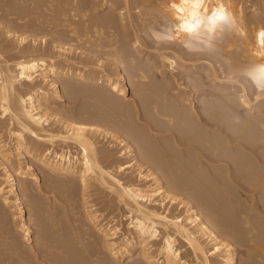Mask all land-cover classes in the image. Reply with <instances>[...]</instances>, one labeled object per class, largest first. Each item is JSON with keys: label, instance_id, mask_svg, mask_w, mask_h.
Listing matches in <instances>:
<instances>
[{"label": "bare ground", "instance_id": "1", "mask_svg": "<svg viewBox=\"0 0 264 264\" xmlns=\"http://www.w3.org/2000/svg\"><path fill=\"white\" fill-rule=\"evenodd\" d=\"M130 1L0 0V20L7 23L0 30L4 31L6 38L16 39V43L13 40L14 45H4L0 35V118L4 119L1 123L6 124V131L14 141L9 146L3 140L4 135L1 138L0 134V158L4 161L3 182L0 183V218L5 214V206L15 208L18 221L13 225L18 222L19 229L16 231L21 233L17 238L23 244L16 242L12 247L25 248L27 252L24 255L28 253L31 256L32 263L29 258L30 263L24 261V264H129L124 259L132 255H136L132 264H193L186 259L188 255L184 256L187 250L196 264H236L239 255L235 245H246L262 252L264 221L258 219L264 218V206L262 212L257 210L255 217V213L249 214V207L238 199L241 198L240 193L246 198H264V151L263 154H259L262 151L257 152L260 145L264 149V81L261 80L264 75L259 78L262 83L255 84L258 81L256 78L261 77L257 75L264 72V34L261 36L256 30L259 26L253 23L262 15L259 18V14L251 13L254 19L251 25L255 24V28L249 24V19L246 22L242 4L230 6L236 0H163L161 3L157 0L162 11L161 7H154L158 11L147 9L145 12H142L144 7L149 5L144 3L153 0L141 1L145 5H140L143 10L139 4L135 6L136 2L132 4L133 0ZM151 4L155 5V2ZM261 6L263 8V3H260ZM99 8L108 9L109 14L100 20H92L91 12L99 11ZM255 8L254 4L252 9L255 11ZM160 15L166 18L161 23L169 29L182 31L184 26L185 30L190 28V34L180 47L174 46L165 33L157 39L154 35L150 36L155 44L168 41L157 47L156 55L164 68L157 71L161 83L154 85L148 80L150 75L145 66L135 62L132 52H143L141 33L149 30V23L159 22L157 18ZM78 21L83 28L79 27ZM138 21L141 22V29ZM92 24L93 31L89 30ZM248 24L251 33L246 28ZM42 25L46 28H41ZM117 25L121 31L115 28ZM37 27V33L44 29L43 32L51 31L57 37L50 40V44L44 42L43 48L38 45L37 39L28 46V38L23 36L25 32L21 34L20 31L21 35H18L15 30L22 28L33 32ZM59 27H63L61 32ZM62 32L68 38L73 35L75 42L89 46L101 57L113 60L112 66L116 63L120 68L132 71V80L139 82L136 88L149 92L142 102L133 103L140 119L146 122L145 130L149 136L141 135L125 123V137L121 136L125 138V157L132 158L124 163L125 166L117 164L110 171L109 166L104 164L110 155L102 154L105 149L98 151L99 130L84 123L89 119L62 115L56 111V116L62 117L55 119V126L46 117L49 111L55 112V105L66 103L67 96L74 99L84 93L116 107L120 105L121 95L127 94V80L122 69L116 71V77H112L114 68L108 64L98 65L100 60L96 63L85 56L86 59L76 63L72 54L67 56V48L58 46ZM184 34L187 35L186 31ZM120 36L125 42L119 39ZM122 42L128 43L133 51L124 48ZM170 50L173 52L169 53ZM203 50L211 54H204ZM11 51L20 54L13 63L10 59L16 54L9 59L4 57V53ZM245 53L248 60L244 58ZM147 59L152 60L149 56ZM76 64L79 66L76 67ZM152 67L159 68L154 60ZM174 70H178V74ZM258 71L261 72L257 74ZM254 72L256 77L252 76ZM24 83L30 85L29 91H22ZM45 87H49L50 92ZM202 97L210 99L203 100ZM49 125L55 127L50 129ZM156 132L166 134L157 135ZM165 135L169 142L164 139ZM28 137L32 141H28ZM159 138L163 141L156 142ZM128 139L137 142L138 146L134 148L133 143L127 142ZM60 142L65 144L63 148L72 145L80 148L81 156L71 158L72 155L67 152H58L55 147ZM44 143L48 145L46 150L42 146ZM28 156L33 162L28 160ZM13 157L17 158L16 162L26 163V167L22 165L26 169L13 166L10 163ZM33 163H38L50 174L76 179L70 183L81 186L86 200L83 201L87 209L85 220L95 224L98 237L88 234L85 229L84 232L81 229L82 233L75 230L71 235L57 234L55 229L47 227L42 229L41 235L34 232V219L29 214L41 217L46 212L39 199L33 197V187L23 184L24 188H19L22 178L37 180ZM212 163H217L220 173L208 170ZM131 167H137L134 177L131 175L133 172H127ZM142 180L146 181L148 188L137 187L136 181ZM143 183L140 185L143 186ZM189 185L194 186L199 199L205 203L209 217H204L190 201L178 200L175 192L184 194L185 198H194L186 189ZM214 185L219 188H214ZM90 186L101 187L103 193L112 195L114 198L110 201L115 200L118 205L115 210L123 211L122 218L129 219V230L122 232L119 241L114 242L120 232L118 225L112 227L109 223V227L101 224L104 222L101 221V210L98 211L96 204L92 205L90 199H86L90 196L87 195ZM206 187L208 190L205 191ZM177 201L178 207L166 205ZM28 204L31 205L29 211ZM178 208H185L186 213L178 214ZM216 214L219 219L214 217ZM56 218L55 215L48 216L47 220L52 223ZM217 223L219 229L214 225ZM181 242L187 248L180 246ZM27 244L30 245L28 249L25 247ZM156 245L160 246L156 249ZM210 245L212 249H209ZM20 247L16 249L18 253L21 252ZM213 256L215 259L211 258Z\"/></svg>", "mask_w": 264, "mask_h": 264}, {"label": "rangeland", "instance_id": "2", "mask_svg": "<svg viewBox=\"0 0 264 264\" xmlns=\"http://www.w3.org/2000/svg\"><path fill=\"white\" fill-rule=\"evenodd\" d=\"M61 1H63V0H61ZM85 1H87V0H85ZM132 1V0H131ZM130 1V2H131ZM141 1H143V0H133L131 3L133 4V3H135L134 5L136 6V4H139V6L141 5L142 7L143 6H145V5H151V6H153V7H151V8H149V6H148V8L147 7H144L145 9L143 10V8L140 6L139 8H142L141 10H143L142 12H145V11H147V9L148 10H157V8L159 7H161L160 9H161V11H162V6L161 5H159V3H161V1H163V0H158L159 1V3L157 2V0L155 1V0H153L154 2H155V5H158V6H155L154 4L152 5L151 3H154L153 1H151V0H144V2H150L151 1V3H144L143 5L141 4V3H143V2H141ZM234 1V0H233ZM237 1V0H236ZM236 1H234V3H231V5L230 6H232V7H236V5H238L239 3L240 4H242V7L244 8V17L246 18V22L248 23V19L251 21H249L250 23V25H251V23H252V20H254L251 16H252V14L255 12V14H259L258 15V17L260 18V16H261V18L260 19H258V21L256 20H254V22L253 23H255L257 26H259L258 28L259 29H257L256 27H255V24L254 25H251L252 27H255L256 28V30L259 32V34L261 35V36H263V34H264V30H262V29H264V18H262V17H264V13H262V12H264L263 10V8H264V0H238L237 2ZM239 1H241V2H239ZM244 1V2H243ZM259 1V2H258ZM262 1V2H261ZM89 2V1H88ZM139 2V3H138ZM141 2V3H140ZM230 2H232L231 0H230ZM245 3L244 5H243V3ZM250 2V3H249ZM158 3V4H157ZM238 3V4H237ZM252 3V4H251ZM257 3H259V4H257ZM260 3H261V5H262V3H263V8H262V6L260 7ZM256 5V7L257 8H255V11L252 9V6L253 5ZM133 5V6H134ZM233 5H235V6H233ZM154 7H157V8H154ZM231 7V8H232ZM139 8H138V10H139ZM158 8V9H159ZM246 8V9H245ZM260 10H259V9ZM100 9V8H99ZM98 10V9H97ZM95 11L94 10V13L93 12H91V19L92 20H100V19H102V18H104L107 14H109L108 12H109V10L108 9H100L99 11ZM257 10V11H256ZM11 11H13L12 9H11ZM135 12L137 11V10H134ZM158 11V10H157ZM157 11H155L156 13H157ZM252 11V12H251ZM137 13V12H136ZM164 13V12H163ZM252 13V14H251ZM251 14V15H250ZM227 14H226V12H225V16H226ZM224 16V17H225ZM56 18V17H55ZM226 18H228V16H226ZM252 18V19H251ZM157 20L159 21V22H154L153 24L152 23H149L148 24V29L149 30H147L146 32L145 31H142V33H141V37H142V44L141 45H143V47H141L142 49H143V52L141 53V54H138V53H136V52H134L133 50H132V48H131V46L129 47V44L128 43H123V42H125L124 40H122L121 39V36L119 37V39H121V41H123L122 42V44H124V48H126V49H131L130 51H133L132 52V54L135 56V62L137 63V64H139V65H142V66H145V68H146V70L148 71V73H149V81H150V83L152 82L154 85H156V84H160L161 83V80H160V78H159V74H158V72L157 71H159L160 69H163L164 67H161L160 65V62H159V58H158V56L156 55V53L158 52V48L157 47H159L162 43H165V42H167L168 43V41H167V39L165 40V42H162V41H159L160 42V44H155V42L154 43H152L153 42V40L150 38V36H153L154 35V38H155V36H156V39H157V37L158 36H161L163 33H165V34H167L169 37V39L168 40H170V42L174 45V46H177V47H180V46H182V45H184L185 43H186V39H189V34H190V28H187L186 30L184 29V26L183 25H181V26H183V30L182 31H173V29L171 28V29H169V27H167L166 25H164V24H162V23H164L165 21H166V18H164L162 15H160L158 18H157ZM223 20V19H222ZM77 21V20H76ZM163 21V22H162ZM223 21H225L226 22V20H223ZM262 23H260V22ZM263 21V22H262ZM59 22H60V20H59ZM140 21H138V23H139ZM162 22V23H161ZM245 22V23H246ZM2 23V24H1ZM11 24H12V22H10ZM77 23V22H76ZM246 23V24H247ZM258 23V24H257ZM0 28L3 26V27H5L6 25H7V23H6V21H4L3 22V20H0ZM77 24H79V27H82L83 28V25L81 24V22L80 21H78V23ZM248 24V27H246L248 30L251 28V27H249L250 25ZM13 25H16V24H13ZM90 25V24H89ZM88 25V26H89ZM139 25H140V29L142 28L141 27V22L139 23ZM45 26V25H44ZM87 26V27H88ZM92 26V27H91ZM91 26H89L88 28H89V30H92L93 29V24L91 25ZM2 27V28H3ZM15 27V26H14ZM115 27V26H114ZM118 27V29H119V31H121L120 30V26L119 25H117L115 28H117ZM120 27V28H119ZM261 27H263L262 29H260ZM41 28H46V26L45 27H43V25H42V27ZM63 28V27H62ZM61 27H59L58 29L60 30V29H62ZM137 28H139V26L137 27ZM19 29V28H18ZM17 28H15V30L16 31H18L17 33H18V35H21V34H23V31L25 32V34H23V36H27V38H28V40L26 41L28 44V46L30 45H32V43L33 42H35L34 41V39H37V43H38V45L39 46H41L42 48H43V46H45V43H47V44H50L51 42H50V40H52V39H54V37L56 36L57 37V35L56 34H52V32H51V34H50V32H48V31H46L47 33H45V32H43V30L44 29H40V30H42V32L40 31V32H38L37 33V30L39 31V28L37 27V28H34L33 29V32H32V30H30V28L28 29V30H30V31H27V29H22V28H20L21 30H18ZM35 29H37V30H35ZM123 29V28H122ZM26 30V31H25ZM45 30H47V29H45ZM108 29L106 28V31H107ZM116 30V29H115ZM261 30H262V34H261ZM2 31V29L0 30V32ZM20 31H22V33L20 32ZM34 31H36V32H34ZM93 31V30H92ZM118 31V30H117ZM118 31V32H119ZM164 31H167V32H164ZM185 31H186V33H187V35L186 34H184L185 33ZM59 32H61V30L59 31ZM108 32V31H107ZM249 32H250V30H249ZM3 33H4V31H2L1 33H0V35L2 36H0L1 37V39H3V44L4 45H11V43H13V40L15 41V43H16V39L15 38H13V37H5V35L3 36ZM16 33V34H17ZM21 33V34H20ZM42 33V34H41ZM49 33V34H48ZM65 32H62V34H61V36H59V37H61V40H60V42L61 43H58V46H63V47H65V48H67L68 50H69V52L68 53H66L67 54V56H69L70 57V55L72 54L73 55V57H74V59H72L73 61H76V63L78 62H81L82 61V59H84L85 58V56H87L88 57V59H92L93 61H95L96 63H98V65H101V64H103V65H106L107 66V64L108 65H110V67L111 68H114V71H113V74L114 75H112V77H116V71H118V70H120V69H122V67L120 68V66H118V65H116V63L112 66V64H113V60H111V59H108V58H104V57H101L100 56V54H99V52H92L91 51V48L89 47V46H86L85 44L83 45V43H81V44H79L80 42H75L76 41V39L75 38H73V35H70V39L68 38V35H67V37H65L66 36V33H65V35H63ZM120 33V32H119ZM172 33H174V34H172ZM251 33V32H250ZM249 33V35H251ZM234 33H232V35H233ZM64 36V37H63ZM233 36H239V35H236V34H234ZM252 36V35H251ZM35 37V38H34ZM37 37V38H36ZM39 37V38H38ZM264 37V36H263ZM262 37V38H263ZM30 38V39H29ZM63 38L65 39V40H63ZM75 41H74V40ZM264 39V38H263ZM127 40V39H126ZM69 41H71V42H69ZM72 41L74 42V43H72ZM103 41H105V39L103 40ZM164 41V40H163ZM42 42V43H41ZM45 42V43H44ZM169 42V43H170ZM10 43V44H9ZM15 43H13L12 45H14ZM106 43V42H105ZM42 44H43V46H42ZM121 44V45H122ZM128 44V45H127ZM4 45H2L1 47L2 48H4L5 49V46ZM156 46V48H157V50H156V48H154L153 49V47H155ZM86 46V47H85ZM123 46V45H122ZM128 48H127V47ZM151 46H153V47H151ZM90 48V50H89V48ZM28 48V47H27ZM88 48V49H87ZM244 49V48H243ZM157 51V52H156ZM169 53H172L173 51H168ZM203 53L204 54H211V52H207V51H205V50H203ZM236 52H234L233 54H235ZM13 54H16V57H15V55H13ZM40 54V53H39ZM239 54V53H238ZM241 54V53H240ZM239 54V55H240ZM14 56V58H12L13 56ZM71 55V56H72ZM244 55H246L244 58H245V60H248V58H247V56H248V54H244ZM244 55H242V57L244 56ZM11 56V57H10ZM20 57V54H18L17 55V52L16 51H11V52H9V54L8 53H4V57L6 58V59H9V58H12V59H10L11 60V63H13L16 59L15 58H17V57ZM148 56L149 57H151L152 58V60L151 61H148ZM249 56H250V54H249ZM72 57V58H73ZM86 57V58H87ZM92 57V58H91ZM85 58V59H86ZM95 58V59H94ZM97 58V59H96ZM99 58H101V59H99ZM103 58V59H102ZM243 58V59H244ZM247 58V59H246ZM4 59V58H3ZM15 59V60H14ZM98 60H100V61H97ZM156 61V63H157V67H159V68H153L152 67V61ZM77 66H79L78 64H76V67ZM115 66H118V68H116ZM124 66V65H123ZM104 66H102V68H103ZM125 67V66H124ZM123 67V68H124ZM104 69H105V67H104ZM117 69V70H116ZM166 69H169L168 67L166 68ZM123 71H124V74H125V76H126V80H127V82H126V86H127V94L126 95H121V97L119 98V102H120V105H116V107L114 106L113 107V105H109L108 103H107V105L105 104V103H102V101L99 99V100H97L98 98L96 97V98H93V97H90V96H88V95H84V93H83V95H77L74 99L72 98V99H69L70 97L69 96H67L66 98H67V100H66V103L65 102H62L60 105H55V107L53 108V110L55 111L54 113L52 112V111H49L50 113H47L46 114V117L48 118V119H50V123L52 122V123H54L55 124V126H56V121H55V119H57V118H59V117H62V115H65V114H67V115H70V116H74V117H78V118H80V119H89L88 121L89 122H87V121H85L84 123L85 124H87L89 127H92V128H95V129H97V130H99L98 131V134H97V144H96V147H98V148H102L101 150L100 149H98V151H101V152H103V150L105 149L106 151H105V153L103 152L102 154H106V153H109V155H110V157L106 160V162L104 163L105 165H107V167H108V169H110V171L111 170H113L115 167H114V165H117V164H124L126 161H129V158L130 157H125V141H123V139L125 140V138H123V137H125V123L126 124H128V125H130V126H132L134 129H135V131H139L140 133H141V135L144 133V135H146V137L147 136H149V135H147V134H149V132H146L147 131V129L145 130V125L144 124H146V122L144 121V120H142V119H140V117H139V115L136 113V111H135V108L133 107V103L135 102V101H139V102H142L145 98H147L146 96H147V94L149 93V92H146V91H144V90H140L139 88L137 89L136 87L137 86H139V82L138 81H133L132 80V71H130V70H128L127 68H124V69H122ZM174 72L175 73H177L178 74V70H174ZM261 71H258L257 72V74L258 73H260ZM255 74H252V76L254 75V77H256V72H254ZM264 72H262V73H260L259 75H257V76H261V77H257L256 78V80L258 79V81H256L255 82V84H257V82L259 83V84H261L262 83V81H264V77L262 76V75H264L263 74ZM102 75V74H101ZM158 75V76H157ZM251 76V77H252ZM129 77L131 78V79H129ZM263 77V78H262ZM262 80H260V79ZM40 79V77H37V80H39ZM261 82H260V81ZM40 81V80H39ZM151 83V84H152ZM45 86V85H44ZM23 88L24 89H22V91H24V90H30L31 89V87H30V85L29 84H25L24 83V86H23ZM45 89H46V87H45ZM95 90V89H94ZM46 91H49L50 92V88L49 87H47V89H46ZM27 92V91H26ZM198 93H200V92H198ZM203 98V100H205L207 97H202ZM207 99H210V98H207ZM110 106V107H109ZM111 106H112V108H111ZM56 109V110H55ZM56 111H58L59 113H61L62 115H57L56 116ZM80 113H83L82 115L80 114ZM77 115H79V116H77ZM4 121V119H1L0 118V128L2 127H4V129H2V131H1V129H0V134H1V138H3V140L5 139V141H6V143H8L9 144V146H11L13 143H14V141L12 140V138H10V135H8V131H6L7 129H6V124H4V125H2V123L1 122H3ZM4 123V122H3ZM51 123V124H52ZM50 124V125H51ZM53 124V125H54ZM48 126L50 129L51 128H54L55 126ZM157 133V135H164V134H166V133H162V132H156ZM162 133V134H161ZM4 135V136H3ZM3 136V137H2ZM121 136H123V137H121ZM8 137V138H7ZM14 137V136H13ZM163 137H165L164 139L167 141V142H169V139H167V137H166V135L165 136H163ZM162 137V138H163ZM151 138V137H150ZM162 138H159V139H156V142L158 141H160V142H162L163 140H161ZM29 137H28V141H29ZM152 139V138H151ZM31 141H32V139H30ZM34 140V139H33ZM123 142H122V141ZM165 141V142H166ZM10 142V143H9ZM127 142H130V144L131 143H133V141L131 140V141H129V139H128V141ZM154 142V141H153ZM120 143H123V145L122 144H120ZM135 143H137V142H135L134 141V143L132 144V145H134V148H135V146H136V144ZM45 144V143H44ZM44 144L42 145L43 146V148H44V150H46V148H48V145H46L45 144V146H44ZM169 144V143H168ZM40 146H41V144H40ZM39 146V147H40ZM42 146H41V148H42ZM65 146V144L64 143H62V142H60V143H58L57 144V147H55L56 148V150L58 151V152H64V153H66V154H68V155H72L71 156V158L72 157H77V158H79L80 156H81V151H80V148H77L76 146H74V145H72V146H70V148H63ZM138 146V145H137ZM136 146V147H137ZM260 147H262V145H260L258 148H259V151L257 150V152L259 153L260 151H262V153L260 152L259 154H263V151H264V149L262 148H260ZM40 148V149H41ZM43 148H42V150H43ZM102 154H100V156H102ZM28 158V160L30 161V162H33V159H32V157L31 156H28L27 157ZM13 160H12V162H10V163H12L13 164V166L15 165L16 167H21V168H25L26 167V163H20V161L19 162H16L17 161V158H12ZM130 159H132V158H130ZM2 163H4V161L0 158V183H2L3 182V171L4 170H2V167H3V165H2ZM16 163V164H15ZM17 164H19V166L17 165ZM21 164V165H20ZM25 165V167H23L24 165ZM212 164H215V163H212ZM211 164V166H208V170L210 171H212L213 173H220L221 172V170L219 169V167H217V163L215 164V165H212ZM23 165V166H22ZM124 166H125V164H124ZM147 167V166H146ZM33 168L35 169V175L37 176V180L36 179H34V178H29V179H24L23 180V178H22V180H21V184H20V190H22L23 188H24V186L25 185H29V186H31V187H33L34 188V191H33V197L35 196V198H38L39 200V202H40V205H41V207H43L44 208V211L46 212V214H43V216L41 215V217L40 216H36L34 213H31V214H29L31 217H33V226H32V228H33V230H34V232L36 233V234H39V235H41L40 233H41V231H42V229H45L44 227H47V229H50V230H54L55 229V231H57L56 233L57 234H62V235H71V233H73L75 230H83V232H84V229L87 231V233L88 234H92V235H94L95 237H98L99 235L98 234H96V228H95V224H92V223H90V222H88V221H86L85 220V212H86V208H84L85 207V205L83 206V201H86L85 200V198L82 196L83 195V193L81 192L82 191V188H81V186H79L78 184H74V183H70V182H74V180H76V179H74V178H71V177H69V176H64V175H59V174H50V173H48L47 171H45V170H43L41 167H40V165L38 164V163H33ZM145 168V167H144ZM26 169V168H25ZM213 169V170H212ZM137 167H131L127 172L128 173H132L131 175H133V177L135 176V175H137ZM136 171V172H135ZM124 176H125V172H124V174H123ZM2 176V177H1ZM119 176H120V174H119ZM78 180V179H77ZM138 182H139V184H138ZM141 182V183H140ZM143 182H145V183H143ZM77 183V182H76ZM142 183H143V186H141L142 185ZM23 184H25V185H23ZM136 184H137V187H140L141 189H145V188H148L147 186H145V184H146V181H136ZM141 184V185H140ZM147 185V184H146ZM98 186H90L89 187V191H87V195H89L90 194V196L89 197H87L86 199H90V203L92 204V205H95L96 204V206L98 207V211L99 210H101V211H99L101 214H102V220L101 221H104L103 223L101 222V224H105V225H109V227H110V224H111V226L112 227H117V225H118V228H120L119 230H120V232L118 233V235H117V238H115L113 241L114 242H117V241H119L120 240V236H121V234H122V232H126V231H128L129 230V219L128 218H125V219H123L122 218V212L123 211H120V210H118V209H116L115 210V207L116 206H118V205H116V201L114 200V201H110L111 200V198H114V197H112V195H110V194H105V192L103 193L102 191H104L103 190V188H101L100 187V189H99V187L97 188ZM214 188H219L218 187V185H214L213 186ZM187 190H189L190 191V193H191V195L194 197V198H185V195L184 194H180V193H176L175 192V194H176V196H178L177 198H178V200L179 201H181L182 199H184V200H186V202L187 201H190L191 203H193L194 205H196V207L198 208V210L200 211V213L204 216V217H209L210 216V213L206 210V208L204 207V205H205V203L202 201V200H200L199 198L200 197H198V192L197 191H194V186H192V185H189V187L188 188H186ZM94 190H97V191H94ZM206 190H208V187H206L205 188V191ZM96 193V194H95ZM248 193V192H247ZM98 194H100V195H98ZM251 193H249V195H250ZM264 194V193H263ZM96 195H98V196H96ZM170 195H173L172 193H170ZM259 196H260V194H258ZM241 198H238V199H240L239 201L241 202V201H243L245 204H246V207H249L250 208V211H249V208H248V212H249V214H251L252 215V213H255V214H253V215H256L255 217H257V214H258V212H262V210H261V208H262V206H264V198H262L261 196V198H246V196L245 195H243L242 193H240V195H239ZM245 196V197H244ZM82 197L84 198V200L82 199ZM104 197V198H103ZM258 197V196H257ZM59 198V199H58ZM99 198H102V201H101V199L99 200ZM105 198H107V200L105 199ZM56 201V202H54V200ZM68 199H69V201H68ZM97 199V200H96ZM105 199V200H104ZM160 199V197H158V200ZM41 200V201H40ZM66 200V201H65ZM73 200V201H72ZM93 200V201H92ZM95 200V201H94ZM258 200V201H257ZM99 201V202H98ZM105 201H107V202H105ZM67 202V203H66ZM94 202V203H93ZM96 202V203H95ZM97 202H98V204H97ZM242 202V203H243ZM100 203V204H99ZM113 204V206H112V204ZM114 203H115V205H114ZM70 204V205H69ZM74 204V205H73ZM107 204V205H106ZM177 204H178V201L177 202H173V203H171V202H169V203H167L166 205H168L169 207H178L177 206ZM244 204V205H245ZM257 206H256V205ZM68 205V206H67ZM8 206V205H7ZM5 206V214L3 215V216H1V218H0V264H24L23 262L24 261H28L29 260V258H31V256L30 255H28V253L26 254L25 253V255H24V252H27V251H24V249L25 248H21L20 246H18V247H20L19 249H20V253H18L17 252V248L16 247H12L14 244H16V242L17 243H19V241H21V240H19L18 238H17V236L21 233L20 231H16V230H18L19 228H18V222L16 223V224H14L13 225V223L14 222H16V221H18V220H16V219H18V215L16 214V212H15V208L13 207H10V206ZM31 205L30 204H28V208H27V210L29 211L30 209H31V207H30ZM52 206V207H51ZM110 206L112 207V209L110 208ZM50 207V208H49ZM72 207V208H71ZM101 207V208H100ZM114 208V209H113ZM117 208V207H116ZM252 208V209H251ZM257 210H259L258 212H257ZM261 210V211H260ZM4 211H3V213H4ZM6 211H7V214L8 215H10V216H8L7 214H6ZM9 211V212H8ZM48 211V212H47ZM50 212V213H49ZM52 212V213H51ZM68 212L70 213V215L68 214ZM96 212V211H95ZM113 212V213H112ZM181 212L182 213H186L185 212V208L183 209V208H178V210H177V213L178 214H181ZM252 212V213H251ZM121 213V215H118V214H120ZM100 214V215H101ZM57 216V218L55 219V221L54 222H49L48 220H47V217L48 216ZM116 215H118V216H116ZM13 216V217H12ZM47 216V217H46ZM70 216V217H69ZM121 218H120V217ZM114 217V218H113ZM118 217V218H117ZM215 218H217L218 217V219H219V216L216 214L215 216H214ZM117 218V219H116ZM220 218H221V216H220ZM73 219V220H72ZM114 219H115V222H114ZM258 219V218H257ZM113 220V221H112ZM124 220V221H123ZM258 220H262V221H264V218H260V219H258ZM48 221V222H47ZM262 221H260V222H262ZM55 222H57V223H55ZM49 223V224H48ZM53 223H55V226L56 227H54V224ZM75 223V224H74ZM110 223V224H109ZM118 223H120V224H118ZM53 224V225H52ZM262 224H263V222H262ZM42 225V226H41ZM76 225V226H75ZM214 225H216V227H218V226H220L218 223L217 224H214ZM74 226V227H73ZM54 227V228H53ZM75 227H76V229H75ZM220 227H218V229H219ZM41 229V230H40ZM90 229V230H89ZM82 230H81V233H82ZM36 231H38V233L36 232ZM40 231V232H39ZM85 231V232H86ZM70 233V234H69ZM120 234V235H119ZM97 235V236H96ZM222 236V235H221ZM15 238H16V240H15ZM222 238H223V236H222ZM8 242V243H7ZM22 242V241H21ZM19 243V244H22V243ZM10 244H12V245H10ZM34 244V243H33ZM23 245V244H22ZM88 245V244H87ZM30 245L29 244H27V245H25V247L27 248V247H29ZM160 245H156V249L159 247ZM180 246H183L184 248H187L186 246V244L183 242H181L180 243ZM24 247V246H23ZM212 249V245H210L209 246V249ZM235 248H237L236 250H237V252H238V255H239V258H238V260H237V262H236V264H264V247H263V250H262V252L260 251V250H254L252 247H247L246 245L245 246H238V245H235ZM17 249V250H16ZM28 249V248H27ZM138 249V247L135 249V251ZM253 249V250H252ZM9 250V251H8ZM14 250V251H13ZM16 250V251H15ZM23 250V251H22ZM26 250V249H25ZM188 251L189 250H187V252H184L183 254H184V256H187L186 257V259L187 260H189L190 261V263H193V264H196V263H194V261H193V255H189V253H190V251H189V253H188ZM259 251V252H258ZM16 252V253H15ZM137 252V251H136ZM18 254H20V255H18ZM252 254V255H251ZM3 255H4V257H3ZM22 256V257H21ZM27 256V257H26ZM29 256V257H28ZM217 256V255H216ZM252 258H251V257ZM18 257V258H17ZM25 257V258H24ZM3 258V259H2ZM185 258V257H184ZM211 258H213V259H215L214 258V256L213 257H211ZM249 258V259H248ZM5 259H7V260H5ZM25 259V260H24ZM222 259V258H221ZM3 260H5V261H3ZM136 260V255L135 256H130V258L128 257V258H126V259H124V261L126 262V263H128V262H130L131 264H132V261H135ZM247 260H249L248 262H246ZM251 260V261H250ZM10 261V262H9ZM30 261H31V263H32V258L30 259ZM123 261V262H124ZM4 262V263H3ZM246 262V263H245ZM28 263H30L29 261H28ZM129 263V264H130ZM123 264H125V263H123ZM217 264H219L218 262H217Z\"/></svg>", "mask_w": 264, "mask_h": 264}]
</instances>
